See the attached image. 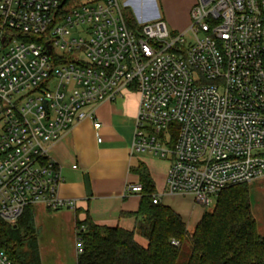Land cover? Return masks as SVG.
I'll return each mask as SVG.
<instances>
[{"label": "built area", "instance_id": "built-area-1", "mask_svg": "<svg viewBox=\"0 0 264 264\" xmlns=\"http://www.w3.org/2000/svg\"><path fill=\"white\" fill-rule=\"evenodd\" d=\"M64 1L0 0V221L76 210L50 149L85 120L101 142L90 109L127 91L139 96L131 150L171 160L170 193L210 207L264 179V0H197L180 36L162 19L133 32L119 0ZM0 264H12L1 248Z\"/></svg>", "mask_w": 264, "mask_h": 264}, {"label": "trees", "instance_id": "trees-1", "mask_svg": "<svg viewBox=\"0 0 264 264\" xmlns=\"http://www.w3.org/2000/svg\"><path fill=\"white\" fill-rule=\"evenodd\" d=\"M78 2L72 0L71 5ZM124 15L128 28L139 32L132 11L125 8ZM141 183L140 209L132 215V229L99 226L89 216L77 220V235L83 241L77 264H264V237L252 214L249 184L222 191L214 209L204 212L190 234L174 210L153 203L154 187L145 172ZM33 208L25 210L16 227L0 221V248L12 264H42ZM136 235L148 242L146 248L136 242Z\"/></svg>", "mask_w": 264, "mask_h": 264}, {"label": "crops", "instance_id": "crops-1", "mask_svg": "<svg viewBox=\"0 0 264 264\" xmlns=\"http://www.w3.org/2000/svg\"><path fill=\"white\" fill-rule=\"evenodd\" d=\"M142 3L144 8L151 6L156 9L154 0H143ZM126 5L134 8L135 14L132 13L138 25L161 19L160 14L152 17L139 14L138 2L135 0H129ZM193 5L191 3L189 7ZM170 22L177 31H184L188 26L173 19ZM138 105V94L127 91L114 102L94 106L90 110H94L101 123L98 132L101 142L97 140L93 123L85 120L73 126L50 149L51 157L61 167L63 183L59 188L60 198L77 202L75 211L62 209L65 212L58 216L61 220L67 218L69 221L67 223L75 247L78 230L76 222L87 216L99 226L133 228L135 219L132 215L139 211L142 195L127 194L126 190L131 185L142 186V172L149 176L154 196L160 199V204L174 210L188 230H194L204 215L205 210L193 195L172 194L168 191L169 158L132 152ZM86 175L91 184V197L86 191ZM72 253L74 264H77L76 248Z\"/></svg>", "mask_w": 264, "mask_h": 264}, {"label": "rangeland", "instance_id": "rangeland-1", "mask_svg": "<svg viewBox=\"0 0 264 264\" xmlns=\"http://www.w3.org/2000/svg\"><path fill=\"white\" fill-rule=\"evenodd\" d=\"M129 0H119L120 5L128 7ZM138 2L137 12L148 17L160 14L161 19L165 17V23L168 30L178 36L185 33L192 24L191 11L197 0H154L155 7H143V0H135ZM194 5L190 8V4ZM134 14L133 7H128ZM189 9V10H188ZM188 13H187V12ZM171 19L180 24H188L184 31H177L171 25ZM164 21V20H163ZM87 27L81 26L74 33L80 35ZM186 41L191 42L190 35H187ZM134 92V91H133ZM135 93V92H134ZM251 195V209L253 217L257 224L258 233L264 237V179H260L249 184ZM203 207V206H202ZM34 210V225L37 232V241L40 248V256L42 264H74L73 251L75 250V242L72 243L71 233L67 218L61 220L58 216H62L65 211H47L42 206H36ZM207 212L214 209V205L203 207ZM78 229V228H77ZM195 230V229H194ZM194 230H188L190 234ZM135 240L143 247H147L148 242L136 235ZM189 248L188 246L186 247Z\"/></svg>", "mask_w": 264, "mask_h": 264}, {"label": "water", "instance_id": "water-1", "mask_svg": "<svg viewBox=\"0 0 264 264\" xmlns=\"http://www.w3.org/2000/svg\"><path fill=\"white\" fill-rule=\"evenodd\" d=\"M65 1H64V3H65ZM48 53H50V48L49 47H48ZM85 186H86L87 195L89 197H91V195H92V193H91V184H90L88 175L85 176Z\"/></svg>", "mask_w": 264, "mask_h": 264}]
</instances>
